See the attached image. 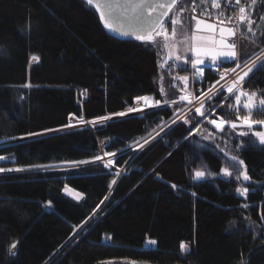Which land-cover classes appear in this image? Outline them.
<instances>
[{"label": "trees", "instance_id": "trees-1", "mask_svg": "<svg viewBox=\"0 0 264 264\" xmlns=\"http://www.w3.org/2000/svg\"><path fill=\"white\" fill-rule=\"evenodd\" d=\"M253 10L258 27L250 35L263 48L264 0ZM162 72L168 83L188 73ZM160 74L155 45L113 36L85 0H0V142L15 140L0 146V165L16 170L0 175V264H264V146L252 136L239 139L229 128L218 133L248 169L246 198L219 176L224 164L217 151L200 147L194 131H186L203 121L199 114H191V126L174 125L135 156L126 150L170 120L171 107L96 131L28 138L66 127L72 115L94 120L131 109L138 97L161 99ZM216 79L207 70L204 85ZM244 87L264 94V67ZM227 96L210 104L219 101L215 115L235 119L234 99ZM258 114L255 119H264ZM104 152L120 153L114 164L123 174L95 159ZM78 161L86 164L34 167ZM203 166L212 175L196 180ZM67 186L84 200L65 196ZM149 240L156 241L153 248ZM13 241L17 255L10 257Z\"/></svg>", "mask_w": 264, "mask_h": 264}, {"label": "snow or ice", "instance_id": "snow-or-ice-1", "mask_svg": "<svg viewBox=\"0 0 264 264\" xmlns=\"http://www.w3.org/2000/svg\"><path fill=\"white\" fill-rule=\"evenodd\" d=\"M86 3L90 6H93L96 8L98 12H100V20L104 23V27L106 29H109L113 32H119V35L122 37H135L138 41H143L145 44L148 45H154L158 44L157 37L163 38V46L166 48H169V59L173 60V63L169 65V68H174L179 71L187 72L189 69L185 67V65L190 64L192 72V79L199 83L201 79L204 78L203 71L198 67V65L204 64V59H202V55H210L212 64L207 65L209 70L214 66L216 68L224 67V72L220 74V80H224L225 73L227 72H233L235 73L237 69H246V71H243L242 75H238L236 81H234L230 86L227 87V92L230 94L227 97H224V100L231 101L234 98L237 112V120L239 121V124L233 121H225L221 119L219 123H217V117L215 115V109L216 107L222 106L219 101H217L216 105L209 104L207 111V115L211 116L212 119L208 120V123L212 124L218 131H224L223 125L225 123H228L230 125V128L235 132L236 136L238 137H245L248 136L250 133L252 136H255L257 138V141L259 145L264 146V131H253L255 125L259 124L262 127H264V120H254L252 119V116L254 112H258L261 114H264V94H261L258 96L257 92H246L242 90V82H244L245 77L249 76V73H253L254 70H258L260 67H264V59L261 58V56L257 55L255 59H252L251 64L248 63V60H237V54L234 51L235 44H229L225 43V41L222 39L220 41V48L216 50L211 49H203L201 48L197 43V37L195 35L196 31H199L201 26L203 25L206 28L212 29L214 26L212 24H206L201 19L197 18L196 12L199 10V14L202 17H211L212 12L209 11V7L212 9H219V13L217 16V20L221 25L225 23H231L232 16H225V11H232L234 6L241 5V0H123V3H120L119 0H117V7H122L125 13H131V16L129 17L130 23L127 27V29H116L111 27V25L107 22L104 13L101 11L100 4L96 2V0H86ZM256 5V0H251V7L254 8ZM106 7L111 8L112 5H106ZM191 10L192 15L189 16V21H195V25L192 28V35H191V41L193 42L188 50L192 52V56H189L187 58H182L181 55H175V47L176 43L178 41L176 40H169V31L168 27L171 26V36L175 38L177 36V28L176 25L179 23L181 26H183V21L177 19V14H183L188 10ZM239 14H240V21L241 23H244L245 20H247L248 24V31L252 32L253 36L256 35V33L252 29V24L255 23L253 19L249 16H246L247 9L244 6H240L238 8ZM171 14V15H170ZM260 20H264V16L259 17ZM191 27V25H190ZM221 35L223 36L224 32L227 31L229 34L234 35L232 32V29H225L221 28ZM184 33L181 32L180 36L184 37ZM264 35V33H262ZM179 42H183L182 40ZM194 57V58H193ZM219 59V63H216V61ZM32 60H37L38 58L36 56L31 57ZM251 59V57H249ZM235 62V67H231V64ZM227 65V66H226ZM180 80H182L185 84V88L188 86L189 76H182L179 77ZM219 80L216 82L219 84ZM214 87V85L212 86ZM211 91V88L209 89ZM214 95H219L223 97V91L217 90V92ZM242 97H246V99L243 101L242 107L245 110L244 115H240V105L242 102ZM212 96H209L207 93H203L197 96V99L201 100L200 107L196 108L195 114H199L201 116L205 115V112L201 111L202 108H204V100L211 101ZM137 99H142L145 102V105L148 107H152V104L149 103V97H138ZM181 101H187L189 104L192 103V100L189 99L188 96L182 95L180 97ZM161 103L160 100H156L155 104L156 106H159ZM172 104L176 103V100L173 99L171 101ZM165 105L169 104L168 100L164 101ZM229 107L232 108L231 102L229 103ZM140 109L131 108L129 111H139ZM179 110H175L173 113V116L175 117L176 112ZM115 115L124 116L125 113H117ZM180 119H184V117H179ZM106 119V118H104ZM203 121L198 122L196 128L198 129V126ZM172 123H175V118L172 120ZM184 123H189V120L184 119ZM158 127L160 125H157ZM67 127H72V125H67ZM247 129V131L243 129ZM240 129V130H238ZM163 130V129H161ZM193 128H188L186 131L191 134L193 132ZM238 130V131H237ZM159 134V133H157ZM28 135H35L34 133H29ZM188 137H185L187 139ZM204 139H209V136H204ZM147 142V141H146ZM255 146V144L253 145ZM200 147H204L203 145H200ZM216 147H219L217 145ZM237 149H241V145H237ZM105 155H115V153H108L106 152ZM95 159H101V157L96 156ZM5 157L0 156V161H4ZM230 160L233 162L230 166L232 167V171H229V169L226 167L224 169H221L223 175L225 177H232L235 180L239 181L242 177L243 181L249 182L251 180V177L248 175L247 170L240 171L236 164L238 158L235 155H232L230 157ZM75 165L86 163V161H78V162H70ZM239 165H243L244 161L239 160ZM34 167H49V166H42V165H36ZM105 167H108V164H105ZM20 169H17L19 171ZM5 171L4 167L0 165V172ZM8 171H11V169H8ZM116 175H119V173H116ZM209 175H212L209 173ZM196 179H202L205 177L204 171H196L195 173ZM113 184L116 183L115 180L112 181ZM173 188H176L177 186L175 184L172 185ZM65 190H68L67 187ZM237 193H239L241 196H247L249 193V188L247 186L245 187H238L236 189ZM79 195V194H78ZM195 195V193H193ZM107 199V197H105ZM248 205H243V207H247ZM17 241H13L9 247V255L10 257H15L17 253L13 251V249H16L17 247ZM148 244L150 246H155L156 241L155 240H149ZM184 245H181L182 250L184 249Z\"/></svg>", "mask_w": 264, "mask_h": 264}, {"label": "rangeland", "instance_id": "rangeland-1", "mask_svg": "<svg viewBox=\"0 0 264 264\" xmlns=\"http://www.w3.org/2000/svg\"><path fill=\"white\" fill-rule=\"evenodd\" d=\"M190 15L191 14H189L187 11L185 13H183L182 15L181 14H177V19L183 21V26H181V24H179V23L176 25L177 36L175 38H173L171 36V26L168 27L169 40L170 41L171 40L178 41L176 43L175 53L174 54L175 55H181L182 58H187V57L193 55L192 52L190 50H188L190 48L191 44L193 43L191 41V35H192V28L195 25V21H191V22L189 21V16ZM253 15H254V10L252 12H250V18L251 19H253ZM197 18H199V17H197ZM199 19L204 21V23H206V24H212L214 26L212 29H209V28H206V27H204L202 25L200 30L195 32V35L197 37L196 43L201 48H203V49H211V50L219 49L220 48V41L223 39L225 41V43L235 44L234 51L237 54V60H241V59L248 60V63L251 64L252 59H255L257 55L261 56V58L264 59V47L261 48L260 44L257 43L256 39L253 36L251 37V35H253L252 32L248 33L247 20H245V22L242 25H240V30L242 31V38L238 39V34H237L238 33V29H236V27H234L232 25H221V24H218V23H216L214 21L207 20V19H204V18H199ZM190 25H191V27H190ZM222 27L225 28V29H229V28L232 29V32L234 33V35L229 34L227 31H225L223 36H222L221 35V31H220V29ZM257 27L258 26H255L254 23L252 24V29H253V31L255 33H256L255 30H256ZM254 28H255V30H254ZM243 30H247V33H243L244 32ZM181 32H183L185 34L184 37L180 36ZM181 40L183 41L182 43L179 42ZM157 41H158V44H154V45L157 48L159 56H160L161 74H160L158 82H159V85H160V92H161V95H162L161 99H158V100L161 101L159 106H156V104H155V101L157 99H154L153 97L148 96L149 97V103L152 104V107L146 106L144 100L138 99V100H136V103H135V105L132 108L140 109V110L139 111H129V110L124 111L123 112V113H125L124 116H119V115L112 114V115H108L106 117H102V118H98V119H94V120H88L86 118H80V117H78L76 115H72L70 117V122H69V125H72V127H67L66 126V127L59 128V129H53V130L41 132V133H38V134H35V135H30L28 138L41 137V136L54 134V133H57V132H62V131L71 130V129H82V128H85V127L91 128V129L96 131V130L104 128L106 126V124L109 121H112V120L125 118V117H129V116H137V115L138 116H142L146 112H149V111L155 110V109H160V108L171 107L174 111L178 109L179 111L176 112L175 117L172 116V118L170 120L164 122L160 128H158L157 130L152 132L149 136H147L143 140L139 141L135 145L130 146L126 150V151L134 150L135 151L134 152L135 153L134 156H135L140 151H142L144 148H146L148 145H150L151 143L156 141L159 137H161L164 133H166L174 125H176L178 123H184V119L189 120V123H187V124L189 126H191V124L193 122L190 121L189 118H190L192 113L196 112V108L200 107V104H201L200 100L197 99L196 96L195 97L193 96L192 88H193V84L196 81H194L192 79L193 70L191 69V65L190 64L185 65V67H187L189 69L187 75H184V76H189L188 86L186 88H185V84H184V82L182 80H181V82H183L182 85L179 86V84H178L179 77L183 76V75L181 76V74L174 75L173 82L168 83L167 82V78L163 75L162 71L164 69H170L169 65L171 63H173V60L169 59V51H170V49L163 46V38L162 37H157ZM249 57H251V59H249ZM202 59H204V64L198 65V67L203 71L204 78L201 79L200 81L205 80L206 73H207L206 60L207 59H211V58H210V55H202ZM219 59L220 58H218L217 61H219ZM33 61H35V60H33ZM173 69L174 68H171V70H173ZM243 71H246V69H244ZM243 71H242V73H243ZM242 73H240L239 75H242ZM251 74L252 73H249V76L245 77L244 82H242V90L246 91V92H249V93L254 91V90L246 89L244 87V83L248 80V78L251 76ZM221 89H219V90H221ZM223 90H225V91H223V93H225L226 95H230L227 92V88L223 89ZM255 92H257L258 96L262 94V92H260L258 90L257 91L255 90ZM182 95L188 96L189 99L192 100V103L189 104L186 100L185 101H181L180 97ZM217 96L218 95H214L213 94L212 95V97H213L212 100L210 102L207 101L206 104L204 105V108H202L201 111L206 112L208 104H210L215 99V97H217ZM83 97H85V93L83 94ZM173 99L176 100L175 104L171 103V101ZM245 99H246V97H242V102H241V105H240V112H239L240 115H244V114H242V112L245 113V110L242 107L243 101ZM165 100L169 101L168 105L164 104ZM179 106H181V107H179ZM177 107H179V108H177ZM236 107L237 106H236L235 101H234V107H233L234 111H235ZM234 113L236 114L235 115V119H230V120H227V118H223L221 116L220 117L216 116L217 117V123H219V121L221 119H223L225 121H233V122H236L237 124H239V121L237 120V112H234ZM258 115H264V114L260 113ZM207 116L208 115L206 113H205L204 116H202L203 117V122L201 123V125L203 124L205 126H201L199 124L198 129L196 127L193 128L194 129L193 133H195V135L198 137V142L201 145L205 146V147H210V148H213V149H215L217 151V153L223 159V164H224L223 169L227 167L229 169V171L233 170L232 167L230 166L233 163L230 160V157L232 155H235L238 158V160L236 162H234L236 164L237 168L240 171H244L246 169L247 173H248V169H247L245 164L239 165L238 161L241 160V159L237 155V151L234 149V147L233 146H229L227 142H223L222 137L218 136V133H222L223 131H218L212 124L208 123V120L212 119V118H208ZM179 117H184V119H180ZM104 118H106V119H104ZM174 118H175V123H172V120ZM252 119H254V120H264V119H255L254 114L252 116ZM223 128H224V130L226 128H229V132H233V130L230 128V125L228 123H225L223 125ZM161 129H163V130H161ZM238 130H240V129H238ZM243 130L247 131L246 128L243 129ZM253 131H264V127H262L261 125L257 124V125H255ZM157 133H159V134H157ZM204 136H209L210 138L209 139H204L203 138ZM250 136H252L251 133L248 136H245V137H238V136L237 137L239 139H242V138H248ZM252 137L255 138L256 141H257V138L255 136H252ZM14 141L15 140H8V141L0 142V146L12 143ZM106 143L107 142H105L103 145H105ZM217 145H219V147H216ZM239 145H242V144L240 143ZM119 154L120 153H115V155H105V152H104V153L101 154V156H99V157H101V159H98L99 161H102L103 163L108 164L109 168L114 169V173H119L118 176L123 174L124 171H125V168H115V164H114L115 158ZM85 164L86 163L75 165L73 163H63V164H57V165H49V167L41 168V170H45V171L46 170L47 171L70 170V169H73V168H79V167H81V166H83ZM4 169H5V171L0 172V175L4 174V173H11V172H15L16 171L13 168H4ZM8 169H11V171H8ZM199 171H204L205 172V177L202 178V179H199V180H204L206 178H210L209 172L207 171V168H205V166L201 167L199 169ZM219 176L223 177V178H225L227 180H232L236 184V189L238 187L242 188V187H245V186H247L249 188V185H250V182H251V180L249 182L243 181L242 177H241V179L239 181L235 180L232 177H225L223 175L222 171H221ZM194 178L196 179L195 174H194ZM196 180H198V179H196ZM250 192H252V189L249 188V193ZM249 193L247 194V196L249 195ZM238 195L241 196L239 193H238ZM247 196H241V197H245L246 198ZM247 222L248 223L250 222L251 226H253V224H252L253 222L251 221L250 217L247 218ZM146 246H148L150 248L154 247V246H150L148 243H147ZM184 246H185L184 247V252H186L189 249V246L188 245H184Z\"/></svg>", "mask_w": 264, "mask_h": 264}, {"label": "built area", "instance_id": "built-area-1", "mask_svg": "<svg viewBox=\"0 0 264 264\" xmlns=\"http://www.w3.org/2000/svg\"><path fill=\"white\" fill-rule=\"evenodd\" d=\"M240 6L246 7L247 12H246L245 15L246 16L249 15L250 10L252 8L251 7V0H241V5L234 6L232 11H225V16H232L233 19H232L231 23L223 24V25H232V26L236 27V29H238V33H237L238 34V39L242 38V31L240 30V25L243 24L240 21V14H239V11H238V8ZM209 11L212 12V16L211 17H202V16H200L199 10H197V12L195 14L199 18H204V19H207V20H211V21H214V22L220 24L219 21L217 20L219 9H212L211 7H209ZM216 63H219V61H216ZM211 64H212L211 59H207L206 60V66L207 65H211ZM231 67H235V64L231 65ZM207 70H209L208 67H207ZM241 70L242 69H237L235 73L227 72V73H225L224 80H220V74L224 72V67L222 66L221 68H216V67L213 66L211 68V70H209V71L214 76H216L217 79L214 82H212V83H208L206 86L204 85V83H205L204 80L199 81V83L195 82L193 84V88H192L193 96L194 97L196 96V98H197L198 95L203 94V93H207L209 96H212L213 94L216 93V91L218 89H221V88H222L221 89L222 91H225L223 89H226L231 83H233L237 79V76L240 73H242V71L244 69L242 71ZM218 80L220 81L219 84L216 83ZM213 85H214V87H212ZM210 88H211V91H209ZM207 101L208 100H204V105L206 104ZM200 103H201V100H200Z\"/></svg>", "mask_w": 264, "mask_h": 264}, {"label": "water", "instance_id": "water-1", "mask_svg": "<svg viewBox=\"0 0 264 264\" xmlns=\"http://www.w3.org/2000/svg\"><path fill=\"white\" fill-rule=\"evenodd\" d=\"M96 2L100 4L101 11L104 13L105 18L107 22L111 25V27L116 29H127L130 23L129 17L131 16V13L130 12L125 13L122 7H117L116 6L117 0H96ZM119 2L123 3V0H119ZM106 5H112V7L109 8L106 7ZM98 13L100 14V12ZM107 31L119 39L136 40L135 37H122L119 35L118 31L113 32L110 31L109 29H107ZM65 189H64V195L67 196L68 198L76 202H82L84 200V195L79 191L75 190L74 188L67 186L68 190ZM130 264H155V263L135 260V261H131Z\"/></svg>", "mask_w": 264, "mask_h": 264}]
</instances>
